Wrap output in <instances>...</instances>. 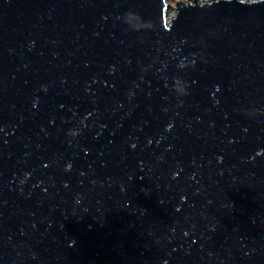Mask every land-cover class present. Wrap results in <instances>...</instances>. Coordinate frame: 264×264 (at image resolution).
Instances as JSON below:
<instances>
[{"label": "water", "instance_id": "1", "mask_svg": "<svg viewBox=\"0 0 264 264\" xmlns=\"http://www.w3.org/2000/svg\"><path fill=\"white\" fill-rule=\"evenodd\" d=\"M0 0V264H264V0Z\"/></svg>", "mask_w": 264, "mask_h": 264}, {"label": "rangeland", "instance_id": "2", "mask_svg": "<svg viewBox=\"0 0 264 264\" xmlns=\"http://www.w3.org/2000/svg\"><path fill=\"white\" fill-rule=\"evenodd\" d=\"M180 2V1H191V0H167V3H168V11H167V15L169 16L170 14H172L175 6H176V3L177 2ZM199 2H204L205 0H198Z\"/></svg>", "mask_w": 264, "mask_h": 264}, {"label": "built area", "instance_id": "3", "mask_svg": "<svg viewBox=\"0 0 264 264\" xmlns=\"http://www.w3.org/2000/svg\"><path fill=\"white\" fill-rule=\"evenodd\" d=\"M205 1H207V0H205ZM205 1H204V2H205Z\"/></svg>", "mask_w": 264, "mask_h": 264}]
</instances>
